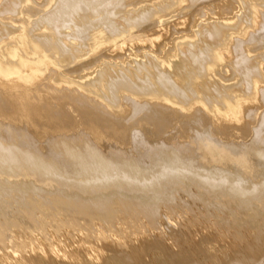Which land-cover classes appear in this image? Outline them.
Listing matches in <instances>:
<instances>
[{
    "label": "bare ground",
    "instance_id": "6f19581e",
    "mask_svg": "<svg viewBox=\"0 0 264 264\" xmlns=\"http://www.w3.org/2000/svg\"><path fill=\"white\" fill-rule=\"evenodd\" d=\"M0 264H264V0H0Z\"/></svg>",
    "mask_w": 264,
    "mask_h": 264
}]
</instances>
